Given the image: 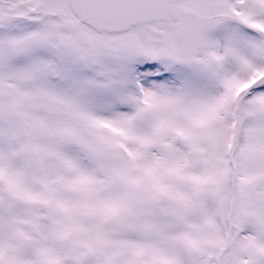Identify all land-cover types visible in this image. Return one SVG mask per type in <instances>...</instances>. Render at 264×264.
I'll list each match as a JSON object with an SVG mask.
<instances>
[{
	"label": "snow or ice",
	"instance_id": "1",
	"mask_svg": "<svg viewBox=\"0 0 264 264\" xmlns=\"http://www.w3.org/2000/svg\"><path fill=\"white\" fill-rule=\"evenodd\" d=\"M0 264H264V0H0Z\"/></svg>",
	"mask_w": 264,
	"mask_h": 264
}]
</instances>
